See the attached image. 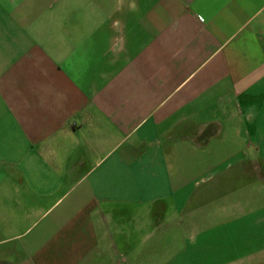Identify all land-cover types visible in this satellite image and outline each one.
I'll return each mask as SVG.
<instances>
[{"label":"crops","instance_id":"crops-1","mask_svg":"<svg viewBox=\"0 0 264 264\" xmlns=\"http://www.w3.org/2000/svg\"><path fill=\"white\" fill-rule=\"evenodd\" d=\"M0 264H264V0H0Z\"/></svg>","mask_w":264,"mask_h":264}]
</instances>
